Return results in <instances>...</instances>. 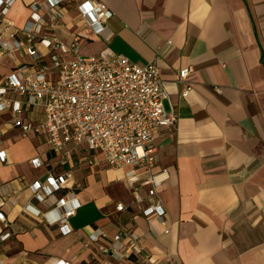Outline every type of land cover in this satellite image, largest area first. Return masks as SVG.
Wrapping results in <instances>:
<instances>
[{"label":"crops","instance_id":"1","mask_svg":"<svg viewBox=\"0 0 264 264\" xmlns=\"http://www.w3.org/2000/svg\"><path fill=\"white\" fill-rule=\"evenodd\" d=\"M47 1L15 0L6 18L19 31L38 2L48 20ZM101 1L114 13L104 35L87 34L81 4L66 2L63 18L44 28L37 48L49 63L56 51L42 40L57 36L79 41L84 56L157 62L169 94L165 109L178 118L156 141L153 169L169 176L157 191L172 231L133 204L130 167H110L102 155L94 164L79 161L78 149L62 165L44 135H22L7 105L0 108V154L8 160L0 156V213L7 219L0 235L10 237L0 244V264H264V0ZM25 39L19 31L17 40ZM24 64L32 72L43 63L22 49L3 56L0 83ZM188 67L192 88L184 97L180 71ZM24 108L27 120L41 118L40 108ZM66 173L58 194L73 192L79 208L63 229L48 221L56 218L52 201L36 198L33 184ZM147 191L139 186L142 197ZM97 231L102 235L91 241ZM120 232L138 235L141 257L127 248L123 258L103 251Z\"/></svg>","mask_w":264,"mask_h":264},{"label":"built area","instance_id":"2","mask_svg":"<svg viewBox=\"0 0 264 264\" xmlns=\"http://www.w3.org/2000/svg\"><path fill=\"white\" fill-rule=\"evenodd\" d=\"M14 2L0 0V59L3 56L14 57V53L22 49L34 62L43 64L32 72H25L27 66L24 64L0 83V108L11 105L14 125L21 129L23 136L44 135L50 149L62 155V165H67L78 149L79 161L85 159L94 164L102 155L110 167H130L126 182L134 190L133 204L146 217L156 215L166 234H170L172 226L168 212L157 191L169 176L167 172L154 173L153 169L156 141L162 129L175 126L178 118L174 109H165L169 94L164 88L157 62L153 60L138 65L126 56H84L80 52L79 41L67 44L55 36L42 40L56 51L46 63L37 48V41L44 28L53 29L63 18L59 8L63 3L81 4L82 16L88 19L87 34L104 35L107 23L114 16L112 9L101 0H48L43 5L49 17L45 20L38 13L41 4L35 2L31 19L19 30L26 35L25 41L21 42L17 40L19 31L6 18ZM191 70L188 67L180 71V82L186 85L184 97L192 88L187 84ZM13 94L21 99L9 98ZM25 105L40 108L41 118L27 120L24 117ZM0 156L3 162L8 163L4 152ZM139 166L144 168L143 177L138 172ZM69 175L50 174L45 181L33 184L36 198L44 200L42 197H45L52 201L49 214L53 213L56 218L48 221L63 229L79 208L73 192L58 194ZM139 186L148 187L146 197L140 195ZM125 208L123 204L117 206L118 211ZM6 220L0 213V221L5 223ZM101 235L102 232L97 231L90 240L97 241ZM9 237L10 233L0 235V244ZM125 248L136 257L143 254L138 235L124 232L117 234L103 251L123 258Z\"/></svg>","mask_w":264,"mask_h":264},{"label":"rangeland","instance_id":"3","mask_svg":"<svg viewBox=\"0 0 264 264\" xmlns=\"http://www.w3.org/2000/svg\"><path fill=\"white\" fill-rule=\"evenodd\" d=\"M67 59H71V58L68 57Z\"/></svg>","mask_w":264,"mask_h":264}]
</instances>
